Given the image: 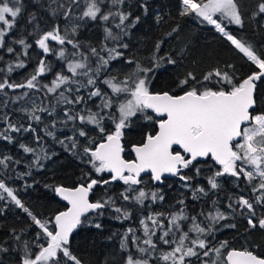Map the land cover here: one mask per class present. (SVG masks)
I'll return each mask as SVG.
<instances>
[{
	"label": "snow or ice",
	"instance_id": "1",
	"mask_svg": "<svg viewBox=\"0 0 264 264\" xmlns=\"http://www.w3.org/2000/svg\"><path fill=\"white\" fill-rule=\"evenodd\" d=\"M53 2L58 3V8L51 9V14L55 17L62 12L68 23L63 28L54 23L38 36L35 44L42 56L28 77L15 82L9 77L14 70L27 66L20 57H27L32 45L23 38H9L22 13V0H0V50L15 57L14 62H7L0 55L5 65L0 68V73L4 74L0 75L3 96L0 105L7 108L9 100L13 104H20L22 100L31 103V107L21 104L16 109L29 120L26 127L13 123L6 112L0 115L5 125L0 129V140L14 143L11 133L31 132L35 142L41 145L42 138L33 124H41L43 115L47 114L54 119L42 129L44 135L74 154L92 171L81 176L83 182L74 187L52 186L54 193L69 207L49 220L34 215L14 189L0 179V200L10 199L40 230L36 234L37 251L33 252L25 242L20 264H83L70 249L72 235L78 228L90 226L93 216L103 217L107 210L114 212V219L121 222L132 219V211L125 205L118 206L113 196L102 194L90 199L98 186L107 191L106 186L122 183L126 187L120 192V199L141 208H145L146 202L163 203L161 189L140 187L144 184L143 174L149 173V179L157 185H163L168 177L177 178L182 182L181 187L191 191L192 199L197 200L209 195L205 187L192 183L205 166L210 169L205 177L210 190L220 189L221 178L228 177L238 188L242 191L246 188L252 195L230 198L228 212L221 211L216 201H212L210 210L202 209L197 215H189L184 199L177 201L180 207L175 212L149 211L139 218V230L130 227L123 234L119 244L125 254L122 264H264V255L247 249L228 250L227 241L220 242L219 246L213 243L219 228L236 227L223 222L231 221L237 213L248 217L250 228L264 229V213L256 220L252 218L257 216L258 207L264 208V106L258 107L257 96L258 84L264 87V56L228 30L229 25L244 27L238 0H181L180 15L212 26L256 70L239 82H234L228 70L219 68L208 71L199 80L188 72L177 83L182 89L179 94L152 90L151 74L165 63L175 65L176 60L171 56L154 54L148 66L127 59L124 63L134 65L132 70L123 75L111 74L112 63L124 57L121 49L128 48V44L122 42L123 37L130 35L129 29L140 22L139 16L133 18L131 12L122 10L125 0ZM104 4L109 5L107 11L102 8ZM81 5L84 10L76 16L74 10ZM141 7L147 14V3ZM259 15H264V0L253 13V17ZM31 19H35L34 14ZM98 19L105 24V41H112L113 46L104 44L100 50L90 47L87 52L81 51L82 45L75 39L81 25L73 21ZM109 21L112 27L107 26ZM113 28L119 31L114 32ZM13 44L20 45L21 51L17 52ZM65 45H71L73 51L69 52ZM159 49L158 43L156 53ZM48 56L63 61L67 74L63 69L54 72L52 63L46 60ZM49 73L53 76L50 83L42 82L41 77ZM6 89L12 93L23 91L9 97ZM82 89L86 90L83 94ZM34 93L43 94L39 103L30 99ZM48 97L52 99L45 103ZM57 106L61 108L62 118L57 117ZM139 119L154 123L155 129L146 132L142 142L132 146L135 158L128 160L123 157V141L126 130ZM58 123L62 127L70 126L72 134L58 137ZM19 147L34 157L32 165L36 168H42L41 161L50 158L42 145L39 154L36 148L26 144L21 143ZM19 163L12 156H0V167L5 171ZM28 175L31 171L19 173L17 178ZM91 226L102 227L99 222ZM41 238L44 243H40ZM15 239L20 240V236L16 235ZM7 251L0 245V252Z\"/></svg>",
	"mask_w": 264,
	"mask_h": 264
},
{
	"label": "trees",
	"instance_id": "2",
	"mask_svg": "<svg viewBox=\"0 0 264 264\" xmlns=\"http://www.w3.org/2000/svg\"><path fill=\"white\" fill-rule=\"evenodd\" d=\"M59 2L67 4V0H59ZM238 2L244 16V27L229 25L228 30L242 41L251 44L258 54L264 56V15L253 17V13L257 11V6L262 0H238ZM144 3L148 5L147 14L141 7ZM22 4V13L17 18L16 27L9 33V38L16 40L23 38L32 46L28 49L27 57L23 55L20 57L25 60L27 66L14 70L9 77L11 81L15 82H21L28 77L41 58L42 52L35 44L38 36L43 31L49 30L54 23L59 24L61 28L68 23L63 19L62 12L55 17L51 14V9L58 8V3H54L53 0H22ZM108 7V4L102 5L104 11H107ZM83 10L84 7L81 5L78 10H74L75 15L79 16ZM113 10L118 9L114 8ZM122 10L131 12L133 18L139 16L140 22L135 28L129 29L130 35L123 37L122 42L127 43L128 48L121 49L124 52V57L112 63L110 72L113 75L117 73L123 75L133 69L134 65L124 63L127 59L148 66L150 58L154 54L165 57L171 56L176 60L175 65L165 63L163 67L151 74L153 77L152 90L179 94L182 89L177 87V83L188 72L194 73L199 80L208 71L219 68L221 71L228 70L233 74L234 82H239L256 70L254 65L242 53H239L229 41L216 32L212 26L201 24L192 17L181 16V0H125ZM33 14L35 19H31ZM73 23L81 25L78 28V34L75 36L76 41L82 45L81 51L87 52L90 47L100 50L104 44L109 47L113 46L112 41H105V24L99 19L97 21H73ZM107 26L112 27V22L109 21ZM174 29L176 30L173 31ZM113 31L118 32L119 30L113 28ZM158 43L160 49L156 53L155 48ZM12 46L17 49V52L21 51L20 45L13 44ZM53 46L57 49L60 47L59 45ZM64 47L69 52L73 51L71 45H65ZM0 55L4 56V61L14 62L15 57L4 53L3 50H0ZM46 60L52 63L54 72L63 69L67 74L64 62L58 60L56 56H48ZM4 61H0V68L5 66ZM228 65L232 67L228 68ZM0 75L4 74L0 73ZM52 79L51 73L41 77L44 83H50ZM224 87L229 86L225 85ZM5 91L8 92L9 97H13L19 95L20 91L23 90H18L16 93H12L7 89ZM85 91L82 89L81 94ZM257 96L259 97L258 107L264 106V87L259 84L257 86ZM41 98H43L42 93L31 94L30 97V99H36L37 103L40 102ZM2 99L3 96L0 94V100ZM49 99L52 98L48 97L44 102L47 103ZM21 104L31 107L30 100H22L20 104H13L9 100L7 108L0 105V115L6 112L13 123L23 124L26 127L29 120L22 112L16 111ZM57 117L62 118L60 106H57ZM42 119L41 124H33V126L36 127L37 134L42 138L41 145L47 150L50 158L41 161L42 168H36L32 165L34 157L25 153L19 147L21 143L26 144L36 148L39 154L41 145L35 142L33 133H11L15 137V142L8 143L0 140V156H12L14 160H19L20 163L12 165L6 171L0 167V179H4L8 186L14 189L18 198L34 215L42 220H49L58 212L66 211L68 208L58 199L52 186L74 187L83 182L80 179L81 176L90 173L92 170L87 164L81 163L80 159L74 154L65 151L62 145L52 140L51 137L44 135L42 129L49 125L54 117L44 114ZM4 126V122L0 120V129H3ZM57 128L59 130L56 135L60 138L72 134L70 126L62 127L58 123ZM154 129V123L139 119L130 129L126 130L123 141L125 159H134L131 153L132 146L141 143L144 134L152 132ZM93 135L96 134L93 133ZM96 139L99 140V136H96ZM81 142L83 143V138H81ZM28 171H31V175L24 176L23 179L17 178V174ZM209 172L210 169L205 166L202 168L201 175L194 177L192 181L193 184L203 186L209 191L207 197L197 200L192 199L191 191L181 187L182 182L177 178L167 179L163 185H155L149 179V176L144 177V184L140 187L159 188L164 196L163 203L151 204V202H146L145 208L129 204L120 199L119 194L126 187L120 182L106 186L107 191L98 186L97 189L93 190L91 199L98 198L102 194L113 196L118 206L125 205L132 211V219L122 222L116 220L114 219L116 214L111 210H107L103 217L93 216L90 220V226L80 227L72 237L71 251L81 259L83 264H122L121 258L125 254L120 251L119 244L123 234L130 227L139 230V218L142 215H147L149 211L165 212L166 214L175 212L180 207L177 201L184 199L189 215H197L202 209L210 210L212 201H216L221 211L228 212L227 204L230 202V198L235 200L239 195L246 197L252 195L246 188L242 191L232 181V178L228 177L221 178L222 186L220 189L210 190L205 178ZM105 175L108 176L109 174ZM0 210H2L0 211V245L8 249L7 252H0V264H20L24 255L25 242L28 243L33 252L37 251L35 248L36 234L40 230L31 218L12 203L10 199L0 200ZM261 213H264V208L258 207L257 216L252 218L254 220L258 219ZM247 218L246 215L237 213L231 221H224L223 223L230 222L235 224L236 227L219 228L215 233L213 243L219 246L220 242L227 241L228 250L233 248L237 250L247 249L258 255H264V229L259 227L250 228L247 224ZM96 222L101 223L102 227L100 229L91 226ZM137 234L140 235L141 233L137 231ZM16 235L20 236V240L15 239ZM40 243H44L42 238Z\"/></svg>",
	"mask_w": 264,
	"mask_h": 264
},
{
	"label": "water",
	"instance_id": "3",
	"mask_svg": "<svg viewBox=\"0 0 264 264\" xmlns=\"http://www.w3.org/2000/svg\"><path fill=\"white\" fill-rule=\"evenodd\" d=\"M125 152V151H124ZM131 153H132V155H133V157L135 158V153L132 151V149H131ZM123 157H124V153H123ZM125 158V157H124ZM147 176H150V174L149 173H145V174H143V178L144 177H147ZM170 178H175V177H168L167 179H170ZM166 179V180H167ZM155 184V183H154ZM155 185H157V184H155ZM58 197V199H60L65 205H67V207H69V205L67 204V202L66 201H64V200H62L59 196H57ZM90 199H91V196H90ZM79 229V228H78ZM78 229L73 233V235H72V237L77 233V231H78ZM72 239V238H71Z\"/></svg>",
	"mask_w": 264,
	"mask_h": 264
}]
</instances>
